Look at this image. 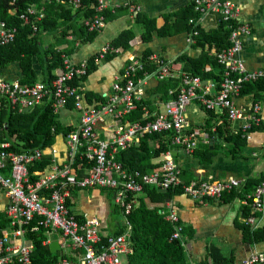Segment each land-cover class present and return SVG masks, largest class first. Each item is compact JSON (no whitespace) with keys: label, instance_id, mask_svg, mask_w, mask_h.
I'll return each instance as SVG.
<instances>
[{"label":"built area","instance_id":"2783aa9c","mask_svg":"<svg viewBox=\"0 0 264 264\" xmlns=\"http://www.w3.org/2000/svg\"><path fill=\"white\" fill-rule=\"evenodd\" d=\"M94 1L96 14L92 18H84L83 23L89 32L101 33L107 24L106 11L115 12L123 5L116 4L114 0ZM58 2L64 3L62 0ZM72 2L76 8L81 5V0ZM125 6L141 12V8L135 9L130 3ZM194 9L201 17L210 12L219 14L220 23H226L232 31L230 46L217 53L218 63L224 68L221 83L218 85L213 80L204 81L190 72H176L172 68L173 62L162 61L163 67L157 76L162 81L179 78L181 88L178 97L164 104L165 109L154 113V118L149 121L139 120L126 126L123 124V119L133 113L137 109V103L145 97L142 88L146 81L139 80L146 70L145 65L133 56L129 57L124 73L116 79L113 96L108 98L107 105L101 111L88 108L82 89L71 85L75 79L86 76V62L74 65L65 57L64 69L59 71L57 78L49 85L37 82L32 86L22 87L18 82H7L0 77V117L3 98L19 113L34 110L47 101H53L54 110L59 114L74 101L76 108L83 112L82 129L78 135L69 138V147L75 155L78 147L85 146L86 158L90 164L85 176L79 179V175L74 173L69 164L60 166L58 152L54 149L49 153L56 159L54 166L48 174L34 182L31 180L30 168L41 162L47 152L37 150L18 154L10 151V143L0 141V187L9 197L6 214L11 226L10 233L0 236V264H32L34 246L27 240V235L29 227L36 220L38 224L32 227V232L44 228L50 232L61 233L67 246L76 254V262L64 261L61 264H131L130 256L135 251L131 242L133 225L130 216L139 205V197L145 187L156 188L160 192L181 188L185 196L197 202L209 199L220 201L226 194L245 192L246 182L238 178L184 184L181 167L171 152L160 158V168L152 173L129 172L119 161L120 153L139 145L142 136L163 133L172 134L173 148L193 155L202 139H210L209 134L194 126L186 116L187 109L193 102H198L218 117H226L233 122L246 120L243 138L247 141L252 140L251 131L263 123L261 103H256L251 112L236 104L237 97L248 84L264 81V71H250L242 58L246 39L253 33L251 26L240 21V9L231 0H195ZM45 17V7L32 5L22 14L21 19L26 25H31L34 32H38V24ZM200 19H190V23L196 25ZM18 34V28H8L1 23L0 47L16 42ZM197 36L198 33L193 31L190 40L193 41ZM121 54V50L106 46L97 53L95 62L98 65L107 56ZM151 59L155 63L162 60L158 57ZM206 69L210 71L211 67ZM175 92L178 91H171ZM146 112L147 116L152 114L148 109ZM104 115L119 122L113 141L102 139L99 131ZM3 130L4 125L0 121V140ZM72 188L113 193L115 205L122 211L126 232L116 236L109 235L102 231V225L97 218L71 213L69 200L72 197ZM44 190L48 191L47 195H43ZM245 197L244 205L251 210V214L244 218V224L254 234L259 230L264 215V182ZM165 207L167 210L161 209L160 213L167 222L174 225L171 240L181 241L186 247V226L181 216L177 214L172 201L167 202ZM14 240L18 241L15 243ZM241 264H264V253H254Z\"/></svg>","mask_w":264,"mask_h":264},{"label":"trees","instance_id":"16d2710c","mask_svg":"<svg viewBox=\"0 0 264 264\" xmlns=\"http://www.w3.org/2000/svg\"><path fill=\"white\" fill-rule=\"evenodd\" d=\"M64 1L66 2L65 4H60L57 0H51L49 2L45 0H17L16 2L15 0H0V24L4 23L8 28L19 29L16 42L6 47H0V70L7 68L11 64L17 63L20 65L24 75L23 78L19 79H7V77H4L2 72H0V77L5 81L18 82L22 87L34 85L39 82L36 72V65L39 63L46 77L43 83L49 85L57 78L55 73L64 69L65 57L69 58L74 51H76L74 47H69L68 50L60 51V46L65 44L64 42H66L68 38L71 36L72 38L75 37L74 42L77 41L80 45L91 44L98 38L100 33L89 32L83 23L84 18H92L96 14L93 8L95 1L81 0V5L77 8L74 4L70 3L71 0ZM32 5H37L39 8L45 7L46 10L45 19L38 24V32H34L32 26L26 25L21 19L22 14L27 12L28 8ZM105 14L108 22L111 18L110 10L106 11ZM200 18L201 15L195 11L194 3H192L178 13H175V15L165 17V24L161 29L158 28L156 20H152L148 17L139 16L138 23L143 25V42L145 44H152L155 40L167 39V37H172L181 33L191 35L193 31L197 32L198 36L193 38V42L197 47L204 50V54L197 59H192L187 55L182 56L173 63V69L174 65L181 66L182 71L200 76L204 81L213 80L220 85L221 78H223L224 74V68L218 63L217 53L230 46L232 31H230L228 25L223 22L220 23L216 32L206 33L202 30L200 23L196 25L190 23V19L199 20ZM60 32L62 33L61 43L46 47L44 44V36L59 37L58 34L60 35ZM135 39V33L129 31L112 43L111 47L115 50H121L123 53H129L132 50L131 42ZM152 57H154L152 52H148L143 59L140 60L144 63L146 70L141 74L139 80L147 81L149 78L157 76V73L163 67V64H161L162 61H167L161 57L162 60L155 63L152 61ZM95 58L96 55L86 62V76L82 79H75L71 83L72 86L80 87V83L83 81L85 82L87 76L94 73L100 63L115 58V55L107 56L98 65L95 62ZM169 62L170 61H167V63ZM207 67H211V70L207 71ZM180 88L181 81L179 78H169L165 81L160 80V85L150 90L148 96L137 103V109L123 119L124 126L128 123L139 122V120L149 121L154 118V113L162 111L161 104H166L178 97ZM172 90L178 92L171 93ZM244 92L246 94L256 95L264 93V81L248 84ZM89 97L90 95L88 94L87 98L89 99ZM105 103L106 99L100 98L98 105L101 107L98 106L95 109L101 111L102 108L107 105V103ZM196 103L199 104L198 102ZM53 104V101H47L42 106H37L34 110L19 113L18 110L11 108L9 102L3 98L0 121L2 125H4V130L0 141L2 143H10V151L18 154H26L37 150L44 151L45 153L47 152L41 162L36 163L30 168L31 180L34 182L39 180L42 175L48 174L54 166V161L56 159L49 153L56 149L61 137L67 145L69 159L60 162L57 159L60 166L63 167L69 164L74 173L79 175V179L85 176L90 167L89 160L86 158L87 148L85 146L78 147L79 149L75 155L73 150L69 147V138L78 135L79 128L64 125L61 121V113L57 114L55 112ZM92 105L95 104L90 102L86 106L88 108H93L91 107ZM69 107L80 112L83 119V112L76 108L74 101L70 102ZM146 109L152 112L150 116H147ZM203 109L207 113H210L211 119L214 121L215 118L218 117L214 112L205 108ZM221 118L223 119L218 120L214 128L210 126V122H208L204 130L209 134L211 140L218 138L220 142L237 147L234 153L238 152V150H240L239 148L245 147L247 142L243 140L242 135H232L226 117ZM172 138L173 136L170 133L144 135L140 139L139 145L120 153L119 161L129 172L140 171L143 173H152L160 168V165L158 163L153 164V161L155 159H160L173 149ZM102 139L104 138L102 137ZM202 147L200 149L198 148L194 154L204 165L209 166L212 164L214 152L211 151L209 144L204 148ZM189 183L190 182L186 184ZM249 188H251L250 184L245 188V190L247 189L248 191H246L247 193L244 192L243 199H245L246 194L249 193ZM71 190L73 193L78 189L72 188ZM42 193L43 195H47L48 191L44 190ZM181 193V188L169 190L168 192H160L158 189L152 187L144 188L143 193L139 197V205L130 216L133 225L131 242L135 251L134 254L130 256L131 264H188L187 249L183 246V242L171 240L174 232V225L164 219L160 213L161 208L159 206L173 201V199ZM234 194L243 195L237 192H233V195ZM69 209L72 213L70 202ZM112 209L113 212L118 214L122 212L119 206H114ZM250 214L251 210L245 207L244 217H249ZM37 224L38 221L36 220L33 225L29 227L27 235V240L34 246L32 264H61L64 261H68L67 257L62 256V251L53 254L50 246L47 245L49 242V234L53 232L44 228L32 232V227ZM4 228L7 229V231L11 229L10 219L8 217L3 226L0 225V236L8 233L2 232ZM258 231L253 234L249 228H246V233L250 242H259L257 239ZM124 232H126L125 226L118 232L109 235L116 236ZM186 233L187 231H185L184 234ZM209 258L212 264H234L221 258L219 251L215 248L210 250Z\"/></svg>","mask_w":264,"mask_h":264},{"label":"crops","instance_id":"0c3cea01","mask_svg":"<svg viewBox=\"0 0 264 264\" xmlns=\"http://www.w3.org/2000/svg\"><path fill=\"white\" fill-rule=\"evenodd\" d=\"M64 3L57 2L60 4ZM116 4L123 6L111 12V18L106 24V28L100 33L98 38L91 44L80 45L74 42L75 37L68 38L65 44L60 46V51L68 50L69 47L76 49L69 57L74 65L89 61L106 46H112L124 33L133 31L136 39L131 42L132 50L129 53H123L115 58L103 61L98 65L97 70L87 76L86 81L81 82L80 88L85 95L86 105L92 102L95 105L91 107H101L98 105L100 98L106 99L113 96V86L116 79L121 76L130 56L142 60L146 53L152 52L154 57L163 58L175 63L177 59L187 55L192 59H197L204 54V50L197 47L190 40V35L181 33L167 39L155 40L152 44L143 42V25L138 23L139 16L148 17L157 21L159 29L165 24V17L175 15L182 9L194 3L195 0H114ZM240 9V21L251 26L252 35L246 39L245 50L242 54L250 71H264V0H231ZM73 4L72 0L70 1ZM130 3L135 9L141 8V12L133 11L125 6ZM202 30L206 33L216 32L220 25L219 14L210 12L203 15L199 21ZM62 32V31H61ZM60 32V33H61ZM59 37L44 36L46 47L61 43L62 33ZM63 43V42H62ZM161 58V59H162ZM173 68V67H172ZM176 72L182 71L181 66L174 65ZM173 69V70H174ZM224 71V69H223ZM7 79L23 78V71L19 64H11L7 68L0 70ZM38 81L43 82L45 75L43 69L36 65ZM59 71L55 73L57 75ZM160 80L157 76L149 78L142 88L145 97L150 90L157 88ZM245 91V89H244ZM237 97L236 104L241 109L252 111L256 103L263 106V123L260 127H255L251 131L252 140L246 141L245 147H240L238 152L234 153L237 147L227 143L220 142L218 138L213 140H201L199 149L209 144L211 151L214 152L212 164L206 166L194 155H188L183 150L173 148L170 152L182 170V181L188 183L191 181H226L232 178L245 180L246 185L250 184L249 193L254 191L256 186L264 182V93L246 94L245 92ZM90 95L89 99L87 98ZM144 97V98H145ZM105 103V104H106ZM164 110V104H161ZM79 115V117H78ZM186 116L192 124L204 133L205 125L210 122L213 128L221 117L211 119L210 113H207L201 105L193 102L187 109ZM217 116V115H216ZM64 125L78 127V133L82 129V115L72 107H68L60 114ZM65 118V120L63 119ZM229 130L234 136L243 135V127L246 120L230 121ZM103 122L99 126V131L105 140L113 141L114 131L119 126V122L112 117L104 115ZM202 147V148H204ZM58 152L57 158L60 161L68 160V148L61 137L55 149ZM241 151V152H240ZM160 159H155L153 164H157ZM247 189L245 193H247ZM251 191V192H250ZM245 193L227 194L223 200L194 201L183 193L176 196L172 203L177 214H179L186 226L187 233L184 234L186 242L188 262L193 264H212L210 263L209 252L215 248L219 251L221 258L234 263L241 264L249 259L254 253H264V215L259 226L258 243H252L248 240L246 226L244 224V199ZM72 211L78 215H88L90 218H97L101 225L106 227V231L118 232L124 226L121 213L113 212L115 205L114 194L102 190H77L72 193L69 200ZM9 197L0 187V225L3 226L7 220L6 211L9 206ZM160 207L162 205H159ZM2 232H8L2 229ZM18 240H14L16 243ZM59 243L62 256L67 260L76 262V254L67 246L63 235L58 232L49 234L48 246Z\"/></svg>","mask_w":264,"mask_h":264},{"label":"water","instance_id":"95a60500","mask_svg":"<svg viewBox=\"0 0 264 264\" xmlns=\"http://www.w3.org/2000/svg\"><path fill=\"white\" fill-rule=\"evenodd\" d=\"M114 198H115V196H114ZM50 249H51L53 254H57L60 251V249H61L60 248V244L59 243L52 244L50 246Z\"/></svg>","mask_w":264,"mask_h":264},{"label":"rangeland","instance_id":"374dc122","mask_svg":"<svg viewBox=\"0 0 264 264\" xmlns=\"http://www.w3.org/2000/svg\"><path fill=\"white\" fill-rule=\"evenodd\" d=\"M78 117H79V115H78ZM63 119L65 120V118H63ZM160 208H161V209H164V210H167L166 207H165V204H162V206H161ZM102 228H103V226H102ZM105 229H106V227H104V229H103V231H104L105 233H108V234L111 233V231H108V232H107Z\"/></svg>","mask_w":264,"mask_h":264}]
</instances>
